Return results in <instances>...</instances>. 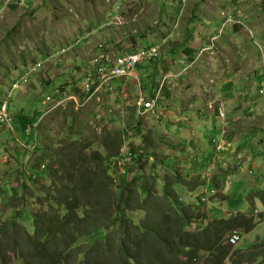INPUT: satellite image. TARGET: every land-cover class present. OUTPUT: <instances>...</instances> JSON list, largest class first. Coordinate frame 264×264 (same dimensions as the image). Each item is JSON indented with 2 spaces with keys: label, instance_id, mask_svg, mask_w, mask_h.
Listing matches in <instances>:
<instances>
[{
  "label": "rangeland",
  "instance_id": "rangeland-1",
  "mask_svg": "<svg viewBox=\"0 0 264 264\" xmlns=\"http://www.w3.org/2000/svg\"><path fill=\"white\" fill-rule=\"evenodd\" d=\"M228 16L234 19V24H225ZM207 20L212 26L208 29L213 32L207 38L196 36L200 44L203 42L197 52L207 47L206 44L215 35L213 33H216L214 26L219 22L214 48L198 56L197 52L191 55L196 50L192 49L197 44L194 43L196 39L185 38L182 41L181 32L187 28V37L196 34L198 29L208 33L203 26V21ZM85 35L89 37L87 44L66 50L69 44ZM143 40L149 43L146 44L148 47L141 45ZM222 40L227 52L221 58L218 55L210 59L209 55L219 49ZM152 47H158V58H153L154 63L153 60L143 62L137 67L139 74H146L139 80V85L132 80L123 81L118 87L114 81L104 83L91 96L92 90L100 84L95 78V69L90 65L92 57L106 55L115 58ZM63 50L66 51L61 63L46 61L52 52ZM184 51L190 54L185 55ZM231 53L242 55L235 59ZM205 54L206 58L203 57ZM162 55L165 57L161 59ZM173 57L180 69L170 64L169 59ZM230 58L232 62H239L241 73L250 67L264 73V0H0V102L15 79L31 66L42 63V69L30 75L27 83L15 92L10 104V124L0 127V224L16 219L30 230L35 227L34 214L43 211L44 207L40 205L42 197L32 191L41 190L43 185L49 187L53 180L52 171L48 172L49 175L42 172L51 163L50 160L41 162V158L48 156L54 159L53 150L61 137L87 141L90 150L103 153V149H98L103 134L121 133L123 145L117 160L119 172H110L116 186L123 180L132 181L134 177L144 180V177L152 176L157 179V188L152 191L162 198L164 182H173L179 177L182 185L172 184V189L179 205H193V212L187 209L191 214L188 228L200 230L214 218H230L239 212L253 216L255 228L244 234L242 229H238L242 238L230 247V254H236V257H231L228 264H264L261 257L250 262L252 246L258 242L264 244V197H261L264 183L251 190L249 183L242 179L239 182L238 173L253 176L250 173L252 169L245 163L243 168L233 169L235 177L230 178L234 179L223 183L222 172L205 163L201 165L195 160L194 156L198 154L193 150L181 148L178 151L161 134L155 135L157 118L145 115V107L143 111L138 110L137 115L135 111L140 101L145 104L156 101L146 102L147 98L139 95V86L148 87L149 91L155 88L160 91L161 86V89L173 87L177 82L172 80L182 81L194 66L187 78L196 79L195 83H198L200 71L208 68L216 71L225 66ZM160 60H164L165 64L161 65ZM167 70H174V78L166 77ZM151 75L156 79L154 83ZM132 83L130 89L126 87ZM82 84H89L90 93L84 92ZM175 90L187 94L183 85L176 86ZM172 92L169 91L167 101L178 100L170 96ZM60 94L72 99L44 114L46 98ZM154 106L150 108L151 113H154ZM73 112V123L69 127L64 121H68L67 116ZM37 120L34 123L37 125L36 132L30 133L32 125L29 122ZM23 132L25 136L32 137V142L21 141ZM176 143H179L178 139L172 145ZM154 144L162 145L161 151L179 153L182 163L175 166L176 169L162 166L160 162L165 159L157 153ZM39 145L44 146L46 154L37 149ZM139 157L142 159L139 160ZM42 165L44 169H40ZM33 175L37 177L34 182L30 180ZM205 182L214 189L212 195L204 187L190 192L193 183ZM185 183L190 185L185 186ZM23 184L27 187L26 201L16 198L21 196ZM255 195L259 197L255 198ZM198 203L205 205L197 208ZM254 209L258 213H253ZM135 215L139 219L147 216L141 211L135 212ZM241 248L244 250L238 253ZM9 261V264H21L17 255L9 254ZM198 264H203L202 260Z\"/></svg>",
  "mask_w": 264,
  "mask_h": 264
},
{
  "label": "trees",
  "instance_id": "trees-1",
  "mask_svg": "<svg viewBox=\"0 0 264 264\" xmlns=\"http://www.w3.org/2000/svg\"><path fill=\"white\" fill-rule=\"evenodd\" d=\"M73 116L74 112L64 124L71 127ZM122 145L121 133L103 134L98 143L103 153L90 150L87 141L61 137L53 150L54 159L41 158V162L50 160L42 172L49 175L52 171L53 180L49 187L32 191L39 193L44 207L34 214L35 227L30 230L16 219L0 224V264H9V254L17 255L21 264H198L199 260L228 264L236 255L230 254V234L236 229H242L243 234L253 230L254 217L239 212L230 218H214L200 230H190L187 209L193 212V205H179L172 189V184L182 185L179 177L164 182L162 198L152 191L157 188V179L152 176L114 184L110 172H119ZM38 148L47 153L44 146ZM35 178L33 175L30 180ZM23 187L16 198L26 201L27 187ZM203 187L214 193L206 182L193 183L190 192ZM198 205L195 207L205 204ZM140 211L146 212L145 219L135 215ZM262 246L260 242L252 246L250 262L257 257L264 261Z\"/></svg>",
  "mask_w": 264,
  "mask_h": 264
},
{
  "label": "crops",
  "instance_id": "crops-1",
  "mask_svg": "<svg viewBox=\"0 0 264 264\" xmlns=\"http://www.w3.org/2000/svg\"><path fill=\"white\" fill-rule=\"evenodd\" d=\"M218 23L214 26L216 31L218 30ZM203 24L208 33L202 31V29H198L196 34L187 37L188 29L186 28L181 32V40L184 41L185 38L196 39V36H204V38H207L208 35L209 37L213 32L208 29L212 27L211 23L207 20L203 21ZM188 26L187 24V27ZM228 34L230 35L231 33ZM194 43L197 44L192 49L196 50L194 52L192 51L191 55L198 51L203 42L200 44L199 39H196ZM146 44L149 43L143 40L141 45L148 47ZM219 45V49H216L215 53L209 55L210 59L216 58L218 55H221V58L227 52L223 40ZM229 50L230 49H228V51ZM183 53L185 55L190 54L189 51H184ZM231 54L233 55V53ZM241 55L242 54L237 53L232 57L235 56V59H238ZM164 57L165 55H162L161 59ZM203 57L206 58L207 55L205 54ZM180 59L181 57L179 60ZM154 61L155 59L152 62L154 63ZM157 61H159V59H157ZM160 62H162L161 65L165 64L164 60H160ZM169 62L171 65L178 66L180 69V65H178L176 58L173 57L169 59ZM238 64L239 62L237 60L232 62L230 58L225 66L219 67L216 71L210 68H208V70L204 69L200 71L198 83H195L196 79L187 78L195 67L194 66L187 71L188 75L182 81H176V79L172 80L175 83L177 82L173 86L174 89H172L173 87L171 86L161 89V86V92L158 88H153L156 90V92H153L154 90L149 91L148 87L139 86V95L146 97V102L156 100L153 101L155 105L154 113L146 111L147 114L144 111L145 115H151V117L157 118L158 127L157 130L154 131L155 135L161 134L162 138L166 139L168 143L171 144L172 148L175 146L178 151H180L181 148L187 151H190V149L193 150L198 154L194 156L195 160L199 161L201 165L205 163L210 168L212 167V169H217L216 171L222 172L221 181L223 183L230 179H234L230 178V176L235 177L233 169H239V167L243 168L245 163V165H248L247 167L253 170H250L253 176H242L238 173L237 177L239 178V182L242 179V181L249 183L251 190H253L258 185L264 183V95L259 94L261 87H263L261 84L263 82L264 73H258L254 67H250L246 72L241 73L239 72L240 69L238 68ZM246 66L247 65H245V67ZM171 74H175L174 70L166 71V77L173 78L169 77ZM211 74L215 75L212 77ZM162 75L163 73H161V76ZM142 76L145 77L146 74L141 75L137 72L135 79L131 80L135 81L136 85H139V80ZM151 77L154 83L156 79L153 78V75H151ZM131 80L118 79L114 82H116L115 86L118 87L123 84V81L128 82ZM190 80H192V83H190ZM82 85L84 86V84ZM131 85H133V83L126 87L130 89ZM180 85L184 86V89L187 90V94L183 95L179 90H175L176 86ZM169 91H173L170 93V96L178 100L167 101ZM243 94L246 95L243 96ZM149 96H151V99H148ZM183 96L184 98H181ZM180 100L183 101L180 102ZM210 103L213 104L216 111H223V118L206 109L207 105ZM171 104H176V106L172 107ZM120 107L121 106L118 108ZM138 110V107L137 109L135 108L136 115L139 114ZM12 114L14 113L12 112ZM141 115L144 116V114ZM32 122L33 121H30L29 124ZM20 125L21 121H19V127ZM177 139L179 143L172 145ZM220 139H223V146L224 140L229 141L230 147H225L218 152L215 149L216 146L213 144V141ZM21 141L29 142L31 139L27 135L25 136L23 132ZM155 147L157 153H161L163 159H165L160 162L162 166L176 169L175 166L182 163L179 153H171L167 150L161 151L160 149L163 148L162 145H155ZM204 149L206 151L203 154ZM199 156L202 158H199ZM254 193L256 192H252V194ZM257 197L259 196L255 198ZM261 197H264V194ZM243 250L244 249L241 248L238 253H241ZM233 257H236V255Z\"/></svg>",
  "mask_w": 264,
  "mask_h": 264
},
{
  "label": "built area",
  "instance_id": "built-area-1",
  "mask_svg": "<svg viewBox=\"0 0 264 264\" xmlns=\"http://www.w3.org/2000/svg\"><path fill=\"white\" fill-rule=\"evenodd\" d=\"M234 19L230 16L226 17L225 24H233ZM237 23H239L237 21ZM218 33V30L215 35L208 41L206 44L207 47L201 49L199 52H197L196 56L201 55L203 51H212L214 48V43L216 42V35ZM87 36L85 35V38H78L73 43L68 45V48L66 50H70L73 48H76L82 45L83 42L87 40ZM66 50L63 51H55L52 52L47 56L46 61L59 64L61 63L64 53ZM158 47H152V48H143L139 50L138 52L131 53V54H125V55H119L115 58H111L106 55H100L99 57L93 59V61L90 63L92 67L95 69V78L97 81H100V84L97 88L92 90V95H94L100 87L106 83L109 84L113 81H117L118 79H125V80H131L135 79V68L137 65L145 60H151L154 57H157L158 55ZM42 63H37L36 65L31 66L28 68L19 78L15 79L12 83L11 87L6 91L3 99L0 102V127L4 125H8L11 122V115H10V104L12 101V98L16 91L20 89V86L23 83H27L28 77L35 73L37 70L38 72L42 69L41 68ZM185 67H188V65H185ZM41 68V69H40ZM174 78V77H173ZM91 89L89 87V84H84V92L90 93ZM261 94L264 93V90L260 91ZM72 99L71 97L65 96L64 94H60L54 98L47 97L44 101V104L47 106V109L44 114H47L50 112L51 108H58L61 106L64 102L67 100ZM141 109L145 107V111H150V108L154 106V102L152 103H143L142 101L139 103ZM207 109L210 112H213L215 115L219 117H224L223 112L216 111L214 109L213 104H208ZM37 125L32 126L29 131L30 133L36 132ZM28 131V132H29ZM37 136V135H36ZM223 139L221 140H214L213 144L216 146V151H221L225 147H230V142L224 140V146H223ZM37 143V139L35 138V145ZM41 169H44V165L41 166ZM124 173V172H123ZM251 173V172H250ZM257 212V210H255ZM239 232L234 231L232 235L229 237L228 242L230 244H235L239 240Z\"/></svg>",
  "mask_w": 264,
  "mask_h": 264
},
{
  "label": "bare ground",
  "instance_id": "bare-ground-1",
  "mask_svg": "<svg viewBox=\"0 0 264 264\" xmlns=\"http://www.w3.org/2000/svg\"><path fill=\"white\" fill-rule=\"evenodd\" d=\"M226 19V18H225ZM234 24V23H233ZM228 25H232V24H228ZM100 28V27H99ZM82 36V35H81ZM87 37H88V35H86ZM85 38V37H84ZM89 39V37L87 38V40ZM87 40L85 41V42H83L84 44H87L88 42H87ZM92 59H94V57H92ZM153 60V58L151 59V60H145V61H143V62H148V61H152ZM143 62H141V63H143ZM141 63H139L138 65H137V67L141 64ZM137 67L135 68V76H136V73H137V71H136V69H137ZM169 77H174V74L173 75H169ZM263 82H264V77H263ZM261 90H264V85H263V87H261V89H260V91ZM260 91H259V94L260 95H264V93L263 94H261L260 93ZM246 94H243V96H245ZM140 103V102H139ZM139 103H138V108H139V110H140V105H139ZM221 112H223V111H221ZM224 114V113H223ZM30 142H32V141H30Z\"/></svg>",
  "mask_w": 264,
  "mask_h": 264
},
{
  "label": "clouds",
  "instance_id": "clouds-1",
  "mask_svg": "<svg viewBox=\"0 0 264 264\" xmlns=\"http://www.w3.org/2000/svg\"><path fill=\"white\" fill-rule=\"evenodd\" d=\"M141 158V157H140ZM41 169V168H40ZM255 210H257V209H254V211H253V213H258V210H257V212H255ZM235 231H238L239 232V236H240V238H239V240L237 241V243H239V241L241 240V238H242V232H240L239 230H235ZM234 232V231H233ZM232 232V233H233ZM232 234H230V236H231ZM229 236V237H230ZM229 240V239H228ZM230 244V243H229ZM236 244V243H235ZM231 245V244H230ZM233 245V244H232Z\"/></svg>",
  "mask_w": 264,
  "mask_h": 264
}]
</instances>
